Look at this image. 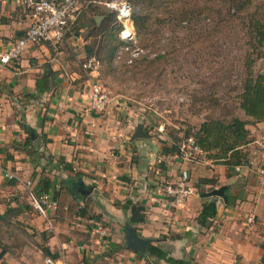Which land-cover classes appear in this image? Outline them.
Listing matches in <instances>:
<instances>
[{
    "label": "crops",
    "instance_id": "crops-1",
    "mask_svg": "<svg viewBox=\"0 0 264 264\" xmlns=\"http://www.w3.org/2000/svg\"><path fill=\"white\" fill-rule=\"evenodd\" d=\"M23 1L0 0L1 48L23 35L33 20ZM84 12L71 27L85 21L89 11ZM52 46L30 47L16 62L0 68V252L5 250L0 264H46V257L66 264H148V258L124 245L121 228L130 212L122 205L127 199L145 208L144 221L132 224L138 234L176 258L191 257L194 264H263L264 141L255 140V135L264 131V121L249 126L255 137L246 146L249 163L245 167L230 172L225 164L212 160L209 165L214 169L209 170L181 162L173 154H162L149 137L132 139L142 123L120 102L112 103L106 112L89 110L84 96L88 78L73 84L54 76L55 84L38 92L36 79L46 65L56 70L48 56ZM43 55L49 59L38 58ZM21 122L33 135L25 145L27 133ZM253 143L261 148L255 149ZM182 168L197 192L171 205L160 183L176 180ZM5 172L35 184L42 176L51 180L48 193L58 201L52 212L53 232L47 231L44 219L33 209H26L30 204L23 185L7 179ZM81 183L91 189L83 198L72 191ZM222 185L238 196L235 206L225 207L219 197L212 226L200 228L196 217L201 191ZM28 212L32 218L25 220ZM250 214L254 221L247 223ZM14 225L30 231L32 241L9 231L7 226ZM101 228L105 235L97 232ZM1 233L11 241L1 238ZM173 234L179 238L172 239Z\"/></svg>",
    "mask_w": 264,
    "mask_h": 264
},
{
    "label": "trees",
    "instance_id": "trees-1",
    "mask_svg": "<svg viewBox=\"0 0 264 264\" xmlns=\"http://www.w3.org/2000/svg\"><path fill=\"white\" fill-rule=\"evenodd\" d=\"M129 2L134 5L132 6V20L136 35L134 47L139 49L150 47L151 52L155 53L157 50H163L165 45L164 43L160 45L164 30H168L171 34L177 31L183 34V40H178L177 36L173 35V38L166 43L167 48L160 53H155L152 58H149L148 54H139L127 65L132 76L140 73L149 74L157 65L161 70L165 64L173 63L178 53L193 38L201 45H204L203 42L207 43V47H201L202 53L198 56L200 62L207 64L205 59L209 54L204 52L213 46L212 37L215 33L230 34L232 30L236 33V27L231 28L236 21L245 27L244 44L246 47L239 65L242 69L227 88V93L223 94L224 98H221L222 105L230 106L233 110H242L245 117L235 115L234 111L223 117L213 115L217 109L216 106L221 104L212 97L215 94L214 90L210 88L209 94H206L208 90L201 89L200 94L195 96L193 104L195 106L196 103H210V106H204V108L210 109L212 113L206 115L197 128L186 129L183 136L174 135L168 144L163 141L164 145L160 149L162 154H175L178 151V145L191 136L195 143L206 151L207 157L212 162L225 164L230 172H233L232 169L235 167H245L249 163V151L246 146L252 141L249 138L251 135L249 126L264 121V73H254L253 70L255 59L264 56V10L255 8L249 13L251 0H129ZM88 9L95 8L88 7ZM96 12L104 15L105 18L99 25L93 17L89 18L87 23L92 31L86 37H90L93 31H97L98 39L95 41H98V46L94 52V58L111 72V60L116 57L118 47L123 45L118 36L121 26L115 22L113 13L106 10L102 12L96 10ZM208 18L213 20V25L206 22ZM88 48L91 54L92 47ZM55 74L57 71L47 64L45 70L36 79V90L44 92L48 89V84L54 85ZM20 126L27 133L24 145L30 143L33 137L31 128L23 122ZM143 131L149 133V127L144 126ZM52 186L51 180L43 176L35 184L37 192H48ZM225 197V207L235 206L237 195L226 190ZM218 198L216 196L202 197L201 208L196 217L200 228L209 229L212 226L213 219L218 213ZM122 209L130 212L126 224L141 223L145 219L144 206L137 202L134 203L131 199L124 202ZM171 238H179V235L173 234ZM3 251L5 250L0 252V257ZM138 256L144 257L141 254ZM146 257L149 259L148 264H157L158 261H164L166 264H194L191 257L176 258L168 250L154 244L153 240L147 245Z\"/></svg>",
    "mask_w": 264,
    "mask_h": 264
},
{
    "label": "rangeland",
    "instance_id": "rangeland-1",
    "mask_svg": "<svg viewBox=\"0 0 264 264\" xmlns=\"http://www.w3.org/2000/svg\"><path fill=\"white\" fill-rule=\"evenodd\" d=\"M131 5L134 7L132 2ZM94 8L92 9L94 11L87 8L89 12L86 14L85 21L79 23L80 27L79 25L73 27L70 25L64 39L58 45L49 47L48 56L53 59L51 64H54L57 71L55 78L64 79L73 84H78L80 79L89 78L88 71L84 70L82 63L90 57H95L94 52L98 46V41L95 40L98 38L96 37L97 31H93L90 37H86L92 31H90L91 26L88 27L87 20L91 17L94 19V16H104L96 12V10L102 12L103 8ZM255 8L264 10V0H251L248 12H253ZM104 18L100 19L99 24ZM206 22L213 25V20L210 18L206 19ZM234 27H236V33L232 30L230 34H225V32L214 34L212 37L213 46L205 48L207 51L204 52L209 54L205 59L207 64L200 62L198 57L202 53L201 47H207V43L203 42L204 45H201L198 40L193 38L188 45L182 48L173 63L165 64L161 70L157 65L149 74L140 73L132 76L127 66L129 65L127 59L130 56L118 49L116 57L111 60L112 71L110 72L105 66L98 63L96 79L110 98L111 104H115L116 101L120 102L126 112H131L132 118L142 123L143 126L149 127V139H153L161 149L164 145L163 141L168 144L174 135L183 136L186 129L197 128L204 117L212 113L210 109L204 108V106H210V103H196L195 106L193 104L195 96L200 94L201 89H207L206 94H209L210 88L214 90L215 94L212 97L221 104V98H224L223 94L227 93V88L242 69L239 65L245 53L246 29L238 21L231 26V28ZM173 35H176L178 40H183V34L180 31L171 34L168 30H164L160 43V45L165 44L163 50L167 48L166 43L173 38ZM90 46L92 47L91 54H89L90 50L89 52L86 50ZM163 50H157L155 53H160ZM155 53L151 52L150 47L139 49V54H148L149 58H152ZM48 56L43 55L38 58L48 60ZM253 70L254 73H264V56L255 59ZM71 77L75 79H71ZM216 108L213 115L217 117L227 116L233 111L235 115L245 117L244 112L240 109L233 110L230 106L226 107L222 104ZM253 133L249 138L254 140L256 136L255 140L264 141L263 130L255 136ZM251 146L255 149L261 148L260 143H253ZM207 161L206 164L203 161L189 163L200 165L206 170L214 169L209 165L211 160L207 159ZM26 209L32 211L29 205ZM24 217H26L25 220L32 218L29 212ZM106 223L108 222L105 221L104 224ZM23 224L25 225V223ZM26 225L30 226L28 223ZM101 225L103 226V224ZM7 227H10L9 231L14 230L16 234H22L27 240L32 241L30 231L24 227L17 225ZM2 237L11 241V238L1 233ZM157 264L164 263L158 261Z\"/></svg>",
    "mask_w": 264,
    "mask_h": 264
},
{
    "label": "built area",
    "instance_id": "built-area-1",
    "mask_svg": "<svg viewBox=\"0 0 264 264\" xmlns=\"http://www.w3.org/2000/svg\"><path fill=\"white\" fill-rule=\"evenodd\" d=\"M25 8L32 12L33 20L22 36L14 39L8 46L0 47V68L16 62L30 47L51 43L59 44L65 37L71 24H74L82 12L88 7L103 8L114 15L115 22L121 26L118 36L123 42L118 49L130 56L131 63L139 55V48L133 45L136 42L135 29L132 20V5L129 0H24ZM117 53V52H116ZM84 70L88 71L89 85L84 96L89 110L102 113L111 105L107 93L102 90L96 76L98 61L90 57L82 63ZM181 162H207V153L196 143L193 137L184 139L178 145V151L173 154ZM7 179H16L24 187L31 208L41 216L48 232L54 231L53 210L58 207V201L48 192H37L35 183L31 179H21L12 172H5ZM160 190L170 204H180L197 190L189 183V175L185 168L180 170L176 180L165 179L160 183ZM254 214L247 216V223L254 221ZM98 233L105 235L106 230L99 229ZM46 264H66L63 259H44Z\"/></svg>",
    "mask_w": 264,
    "mask_h": 264
},
{
    "label": "water",
    "instance_id": "water-1",
    "mask_svg": "<svg viewBox=\"0 0 264 264\" xmlns=\"http://www.w3.org/2000/svg\"><path fill=\"white\" fill-rule=\"evenodd\" d=\"M102 17H104V16H94V20H95L97 25H99L100 19ZM148 136H149V134L145 133L143 131L142 124H138L136 126L131 138L134 139V138L148 137ZM226 188H227L226 185H222V186H220L218 188H214L208 192H203L200 194V196L201 197L216 196V197H220L223 200H225ZM76 189L77 190H75L73 192V194L76 195L77 197H80V198L85 197L91 191L90 188H88L86 185H84L82 183L79 184L78 188H76ZM122 231H123V239H124L125 247L143 255L144 258L147 259V257H146L147 245L151 239L148 237L140 236L138 234L136 228L132 224L123 225ZM261 262L264 264V256H262ZM149 264H152V263H149Z\"/></svg>",
    "mask_w": 264,
    "mask_h": 264
},
{
    "label": "flooded vegetation",
    "instance_id": "flooded-vegetation-1",
    "mask_svg": "<svg viewBox=\"0 0 264 264\" xmlns=\"http://www.w3.org/2000/svg\"><path fill=\"white\" fill-rule=\"evenodd\" d=\"M76 188H78V185L73 186L72 191L74 192L75 190H77Z\"/></svg>",
    "mask_w": 264,
    "mask_h": 264
}]
</instances>
